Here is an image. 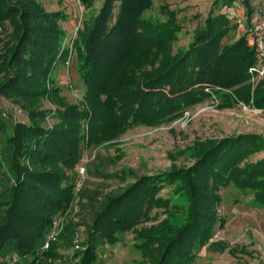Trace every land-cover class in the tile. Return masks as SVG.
Masks as SVG:
<instances>
[{"label": "trees", "instance_id": "16d2710c", "mask_svg": "<svg viewBox=\"0 0 264 264\" xmlns=\"http://www.w3.org/2000/svg\"><path fill=\"white\" fill-rule=\"evenodd\" d=\"M78 1L83 21L72 38L61 24L69 18L64 11H48L39 0H0V264L14 256L20 264L55 257L56 247L43 252L42 246L53 220L67 218L78 199L88 222H67L61 236L70 241L86 228L73 256L78 264L94 263L100 243L115 245L128 232L138 264H193L195 249L225 224L218 215L221 188L251 194L264 210V156L250 161L264 152V137L197 139L180 152L191 165L140 176L129 169L103 172L97 150L117 146L130 129L170 124L210 99L219 101L218 109L264 111V79L248 72L254 51L245 34L232 37L236 24L215 8L179 47L186 28L181 9L167 0L158 9L163 19L147 14L155 0H100L99 8L97 0ZM75 83L80 99L73 96ZM81 165L88 180L75 193ZM94 177L125 185L92 193ZM165 188L170 195H161ZM153 209L164 217L144 226Z\"/></svg>", "mask_w": 264, "mask_h": 264}, {"label": "rangeland", "instance_id": "374dc122", "mask_svg": "<svg viewBox=\"0 0 264 264\" xmlns=\"http://www.w3.org/2000/svg\"><path fill=\"white\" fill-rule=\"evenodd\" d=\"M39 1L48 11L62 10L68 15V20L61 24L73 38L83 21L84 9L80 2L78 0ZM167 2L171 4L172 8L181 9L178 18L185 26L186 31L180 35L177 45L185 47L190 41L192 29L196 24L204 21L209 7L198 2L188 3L186 0H167ZM161 3L162 0H155L153 9L147 14L163 19L158 11ZM99 6L100 0H97L95 7L99 8ZM71 86L76 88H71L74 90V95H72L80 99L83 95L81 88L77 87L76 83ZM218 104V100L210 99L185 111L183 117L170 124H164L157 128L136 127L128 130L119 138L117 146L98 148L97 152L102 155L103 159L102 171L112 174L121 169H129L136 176L167 172L174 164L178 166L191 165L192 160L189 155L180 152L191 146L197 139H222L247 133L264 137V111L244 105H238L233 109H218ZM46 106L49 105L46 104ZM14 111V115L18 119L27 120L26 115L21 114L19 110ZM169 155L175 157L174 160ZM90 156L88 161L92 160L94 153L92 157ZM117 156L121 157L118 161H114ZM263 156L264 152L255 154L250 157V161L254 162ZM85 178L88 180L86 176ZM128 179H130L129 181L133 180L132 178ZM124 185L125 183L115 178L94 177L89 184V190L98 194L99 192L102 194L116 193ZM219 194L221 202L218 205V215L225 220V224L223 227H216L213 238L207 245L195 249L196 258L193 264H264V210L258 207L251 194L241 193L232 186L221 188ZM161 195H170V188H165ZM161 211L153 209L150 213L152 219L143 225L149 226L162 219L164 215ZM69 214L64 226L69 221L87 223L88 215H90L87 209L79 203V199ZM155 216L158 217V220L154 218ZM64 230L65 227L58 237V242L50 244L49 252H53L56 247L55 257H49L48 262L42 264H78L73 256L82 249L83 244L79 242L80 249H75L74 242L79 240L76 235H79L80 241L81 238L82 240L87 238L86 228L83 226L81 231L77 229L70 240L71 243L67 241L69 239L61 240ZM218 243L226 246V249L221 250ZM134 244V232L124 234L120 242L115 245L100 243L97 249V259L92 264H138L141 257ZM232 248L236 249L234 254ZM241 248H245L250 254L241 252ZM79 256L75 258H79ZM72 257L73 259H71ZM13 258L16 262H12V264H20V258L15 256L10 257L9 263ZM43 259L41 258L40 261Z\"/></svg>", "mask_w": 264, "mask_h": 264}, {"label": "built area", "instance_id": "2783aa9c", "mask_svg": "<svg viewBox=\"0 0 264 264\" xmlns=\"http://www.w3.org/2000/svg\"><path fill=\"white\" fill-rule=\"evenodd\" d=\"M248 43L253 49L256 57V63L249 68L248 72L255 78L264 79V0H259L256 19L249 31ZM84 179L85 166L78 168V181L74 188L75 193L79 192L81 189ZM65 220V217L53 220L49 233L41 249L43 252L50 248V244L52 242L58 241V237L64 228ZM77 236L78 235H76V237ZM74 244L75 249H79V240H76ZM12 262L15 263L16 260L13 258L9 264H12Z\"/></svg>", "mask_w": 264, "mask_h": 264}, {"label": "crops", "instance_id": "0c3cea01", "mask_svg": "<svg viewBox=\"0 0 264 264\" xmlns=\"http://www.w3.org/2000/svg\"><path fill=\"white\" fill-rule=\"evenodd\" d=\"M220 4H222L223 0H218ZM186 2H192L199 4L207 5L209 7L208 15L212 9L219 10L220 13H225L232 21V23L236 24V30L234 39H238L241 35H246L249 40V31L256 19L257 10L259 0H235L231 3V5H225L220 7V4L214 6L215 0H186ZM169 3V2H168Z\"/></svg>", "mask_w": 264, "mask_h": 264}]
</instances>
